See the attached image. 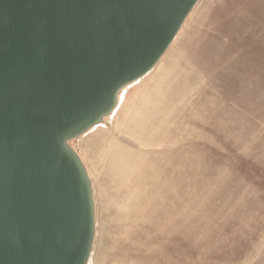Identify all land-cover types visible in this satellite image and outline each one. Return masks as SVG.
<instances>
[{"label":"rangeland","instance_id":"374dc122","mask_svg":"<svg viewBox=\"0 0 264 264\" xmlns=\"http://www.w3.org/2000/svg\"><path fill=\"white\" fill-rule=\"evenodd\" d=\"M70 145L95 206L87 264H264V0H198Z\"/></svg>","mask_w":264,"mask_h":264},{"label":"water","instance_id":"95a60500","mask_svg":"<svg viewBox=\"0 0 264 264\" xmlns=\"http://www.w3.org/2000/svg\"><path fill=\"white\" fill-rule=\"evenodd\" d=\"M198 0H0V264H87L91 181L70 141L150 72Z\"/></svg>","mask_w":264,"mask_h":264},{"label":"bare ground","instance_id":"6f19581e","mask_svg":"<svg viewBox=\"0 0 264 264\" xmlns=\"http://www.w3.org/2000/svg\"><path fill=\"white\" fill-rule=\"evenodd\" d=\"M194 7V6H193ZM191 12V11H190ZM185 21V20H184ZM134 83V82H133ZM133 83H131V84H133ZM131 84H129V85H131ZM129 85H127V86H129ZM127 86H125L124 88H126ZM124 88H122V89H124ZM121 89V90H122ZM121 92V91H120ZM120 92H119V95H120ZM104 120V119H103ZM97 126V125H96ZM95 127V126H94ZM92 129V128H91ZM89 131V130H88ZM85 134V133H84ZM80 137V136H79ZM71 142V141H70ZM86 168V167H85ZM90 178V177H89ZM92 186V185H91Z\"/></svg>","mask_w":264,"mask_h":264}]
</instances>
